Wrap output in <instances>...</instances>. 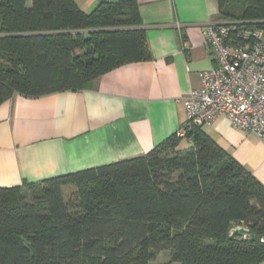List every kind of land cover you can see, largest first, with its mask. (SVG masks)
<instances>
[{
    "label": "trees",
    "instance_id": "trees-1",
    "mask_svg": "<svg viewBox=\"0 0 264 264\" xmlns=\"http://www.w3.org/2000/svg\"><path fill=\"white\" fill-rule=\"evenodd\" d=\"M216 1L238 29L263 38L264 0ZM150 59L136 0L90 13L73 0H0V104L80 91ZM182 126L185 137L144 156L0 187V264H156L161 254L179 264H264V186L203 127ZM239 227L249 235H232Z\"/></svg>",
    "mask_w": 264,
    "mask_h": 264
},
{
    "label": "crops",
    "instance_id": "crops-1",
    "mask_svg": "<svg viewBox=\"0 0 264 264\" xmlns=\"http://www.w3.org/2000/svg\"><path fill=\"white\" fill-rule=\"evenodd\" d=\"M92 12L103 1L73 0ZM151 59L115 68L80 91L14 94L0 104V187L144 156L185 122L184 98L211 69L209 25L240 23L216 0H136ZM238 12L237 7H232ZM264 35V33H263ZM202 131L264 186V145L219 117ZM158 256L156 264L168 262Z\"/></svg>",
    "mask_w": 264,
    "mask_h": 264
},
{
    "label": "built area",
    "instance_id": "built-area-1",
    "mask_svg": "<svg viewBox=\"0 0 264 264\" xmlns=\"http://www.w3.org/2000/svg\"><path fill=\"white\" fill-rule=\"evenodd\" d=\"M236 24L209 25L205 41L214 65L202 72L200 88L184 98L185 124L211 126L219 117L255 135L264 145V40L260 30ZM181 125L178 137H185Z\"/></svg>",
    "mask_w": 264,
    "mask_h": 264
},
{
    "label": "water",
    "instance_id": "water-1",
    "mask_svg": "<svg viewBox=\"0 0 264 264\" xmlns=\"http://www.w3.org/2000/svg\"><path fill=\"white\" fill-rule=\"evenodd\" d=\"M231 234L239 236V237H244V238L249 235L248 231L242 227L232 230Z\"/></svg>",
    "mask_w": 264,
    "mask_h": 264
},
{
    "label": "rangeland",
    "instance_id": "rangeland-1",
    "mask_svg": "<svg viewBox=\"0 0 264 264\" xmlns=\"http://www.w3.org/2000/svg\"><path fill=\"white\" fill-rule=\"evenodd\" d=\"M263 39H264V35H263ZM182 147H184V146H182ZM170 153H171L170 151H166V152H162L161 155H162V157H164V156H170ZM72 191H74V188L73 187H66L64 189V195H65V197L67 198L72 193Z\"/></svg>",
    "mask_w": 264,
    "mask_h": 264
}]
</instances>
